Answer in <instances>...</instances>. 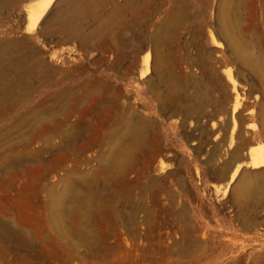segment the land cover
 Wrapping results in <instances>:
<instances>
[{
  "label": "rangeland",
  "instance_id": "1",
  "mask_svg": "<svg viewBox=\"0 0 264 264\" xmlns=\"http://www.w3.org/2000/svg\"><path fill=\"white\" fill-rule=\"evenodd\" d=\"M38 1L0 0V264H264V0L241 58L223 0Z\"/></svg>",
  "mask_w": 264,
  "mask_h": 264
},
{
  "label": "bare ground",
  "instance_id": "2",
  "mask_svg": "<svg viewBox=\"0 0 264 264\" xmlns=\"http://www.w3.org/2000/svg\"><path fill=\"white\" fill-rule=\"evenodd\" d=\"M75 3H80L84 2L85 0H74ZM87 1V0H86ZM236 1L238 5V0H223L221 1V9H222V16L220 18V32L218 31V36H223L228 44L232 47L233 51L235 54L241 58L246 55V51H244L242 48L241 40H240V35L238 31L235 29L234 21L232 19V11L234 9V3ZM54 0H40L36 2L35 4H30L26 8V14H27V19H28V30L30 32H33L37 26V24L40 22V20L47 14V12L50 10ZM234 4V5H233ZM237 5L235 7H237ZM211 33V38L212 40L215 41V35L213 32ZM217 44V43H216ZM146 61H149L150 57L147 56L145 57ZM263 69V68H262ZM254 69L253 71L256 73H262L264 74V69ZM231 77V76H230ZM231 80V79H230ZM232 83V82H231ZM234 85V84H233ZM48 102V101H47ZM41 104V103H40ZM41 106V105H39ZM44 111V110H43ZM45 113V112H44ZM238 127V123L236 120L233 122V129L232 132L236 130ZM249 155H250V164L254 168H260L264 166V150L259 149L257 147H252L249 150ZM241 165H237L232 172L231 176V181H233L234 177L237 175Z\"/></svg>",
  "mask_w": 264,
  "mask_h": 264
},
{
  "label": "crops",
  "instance_id": "3",
  "mask_svg": "<svg viewBox=\"0 0 264 264\" xmlns=\"http://www.w3.org/2000/svg\"><path fill=\"white\" fill-rule=\"evenodd\" d=\"M27 131H29V130H27Z\"/></svg>",
  "mask_w": 264,
  "mask_h": 264
}]
</instances>
